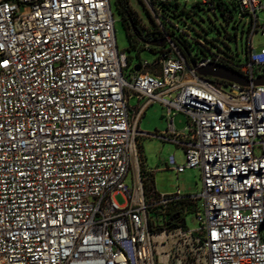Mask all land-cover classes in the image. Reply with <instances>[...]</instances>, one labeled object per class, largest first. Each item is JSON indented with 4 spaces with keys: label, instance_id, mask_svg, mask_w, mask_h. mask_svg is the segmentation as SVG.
Returning <instances> with one entry per match:
<instances>
[{
    "label": "built area",
    "instance_id": "built-area-1",
    "mask_svg": "<svg viewBox=\"0 0 264 264\" xmlns=\"http://www.w3.org/2000/svg\"><path fill=\"white\" fill-rule=\"evenodd\" d=\"M176 1L141 0L157 22ZM234 1L248 53L228 70L247 85L198 75L219 55L187 64L162 24L165 51L124 78L109 0H0V264H264V0ZM154 102L167 120L154 135L184 152L164 169H198L199 195L153 188L137 136Z\"/></svg>",
    "mask_w": 264,
    "mask_h": 264
},
{
    "label": "rangeland",
    "instance_id": "rangeland-1",
    "mask_svg": "<svg viewBox=\"0 0 264 264\" xmlns=\"http://www.w3.org/2000/svg\"><path fill=\"white\" fill-rule=\"evenodd\" d=\"M202 0H177L176 6L166 8L162 4H156L155 8L160 9L161 14L172 24H166L168 28L173 29L177 35H183L182 32L189 33L194 47V54L200 46L195 42L205 45L209 51L204 50L207 57L210 53H215L220 49L221 56L235 64H244L247 61L248 53V30L243 26L244 22H249L250 17L242 14L235 6L231 7L232 18L228 23L223 19L219 11L216 14L210 12L206 6L198 7ZM228 1V0H227ZM111 10L114 15V35L115 44L119 50H124L129 57L130 67L123 70L124 78L128 77L130 69L141 60L152 62L157 58V53L146 49L130 48L127 39L125 26L115 7V0H109ZM130 8L136 13L139 24L142 28H153L157 20L152 13H147L148 9L142 5L139 0H129ZM163 16L159 20L163 21ZM259 25L264 24V10L256 12ZM234 21L237 23L235 26ZM262 43V37L259 32L252 37L251 47L258 51ZM203 58L198 53L197 60ZM128 106L133 109L138 105V101L132 97L128 100ZM142 101L139 102L141 104ZM174 128L176 131H182L186 125V118L182 113H176L173 116ZM167 127V120L163 107L158 102L148 105L139 120L137 143L141 158L150 169L151 180L154 190L159 194H172L177 189L183 196L199 195L202 189L200 171L198 169H186L180 174H175L171 170L164 169L165 161L169 156H173L177 164L184 163V152L181 147L174 143L159 139L154 134L161 132ZM121 204L120 196L115 197ZM195 209L186 208L183 213L184 227L189 231L198 228L195 219V212H202L201 205L203 200L196 199Z\"/></svg>",
    "mask_w": 264,
    "mask_h": 264
},
{
    "label": "trees",
    "instance_id": "trees-1",
    "mask_svg": "<svg viewBox=\"0 0 264 264\" xmlns=\"http://www.w3.org/2000/svg\"><path fill=\"white\" fill-rule=\"evenodd\" d=\"M176 5H177V2L165 4L164 6L166 8H171V6H176ZM202 6H206L210 10V12H212L213 14H216V11H219L223 19L226 21V23H228L230 19L232 18L231 7L236 6L238 8L234 0H228V1L227 0H211L209 4H201V2L198 3L199 8H202ZM115 7L125 26L127 39H128L130 48H138V51H139L141 49H146L145 44L150 43L149 51L155 52L157 54L165 51L167 44L164 43V36L162 38L161 32L157 30L156 24H153V28L151 29L142 28L143 26L139 24L136 13L130 8L129 0H115ZM147 13L149 14L148 11ZM159 16H163L161 12L158 15L159 22L157 24L163 25V34H166L168 36L169 40L175 45V47L177 48L179 53L183 56L187 64H193L196 61L205 60L208 58L211 59L213 56L214 57L217 56V54L219 55V64L225 67L226 69L229 68L228 64L233 63L230 60L224 59L221 56L220 49H218V51L215 53H210V57H207L204 50L209 51V49L205 45L199 42H195V43L198 46H200V49H198L193 54L192 49L194 47V44H193V41L189 33L182 32L183 35L182 34L177 35L173 29H170L168 28V26H166V24H172V23L169 22V20L166 19L164 16H163V21L159 20ZM233 24L237 26V23L235 21ZM132 29H135V30L132 31ZM143 31L145 32V34L142 33ZM161 42H163L162 45H161ZM199 52L202 54L203 58L197 60ZM126 59H127V66L129 68L130 61L127 55H126ZM180 224L184 226V219L181 220Z\"/></svg>",
    "mask_w": 264,
    "mask_h": 264
},
{
    "label": "water",
    "instance_id": "water-1",
    "mask_svg": "<svg viewBox=\"0 0 264 264\" xmlns=\"http://www.w3.org/2000/svg\"><path fill=\"white\" fill-rule=\"evenodd\" d=\"M135 29H132L134 31ZM163 42H161V45ZM135 71H138V68H134ZM196 73L200 75L201 77H210V78H217L222 79L230 82H235L240 85H247V82L244 81L239 75L236 73L226 69L225 67L221 65H215V64H207L204 67L196 69ZM255 85H261L264 84V80H256L254 81Z\"/></svg>",
    "mask_w": 264,
    "mask_h": 264
},
{
    "label": "crops",
    "instance_id": "crops-1",
    "mask_svg": "<svg viewBox=\"0 0 264 264\" xmlns=\"http://www.w3.org/2000/svg\"><path fill=\"white\" fill-rule=\"evenodd\" d=\"M165 162H166V161H165ZM165 162H164V163H165ZM148 169H149V168H148ZM149 170H150V169H149Z\"/></svg>",
    "mask_w": 264,
    "mask_h": 264
}]
</instances>
